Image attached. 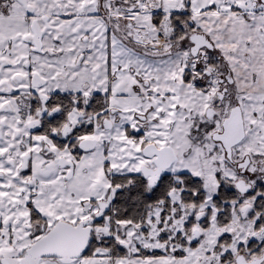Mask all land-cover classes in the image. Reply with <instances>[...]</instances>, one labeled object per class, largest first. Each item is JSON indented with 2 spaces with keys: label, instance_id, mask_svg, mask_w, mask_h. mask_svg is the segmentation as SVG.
<instances>
[{
  "label": "snow or ice",
  "instance_id": "snow-or-ice-1",
  "mask_svg": "<svg viewBox=\"0 0 264 264\" xmlns=\"http://www.w3.org/2000/svg\"><path fill=\"white\" fill-rule=\"evenodd\" d=\"M0 264H264V0H0Z\"/></svg>",
  "mask_w": 264,
  "mask_h": 264
}]
</instances>
